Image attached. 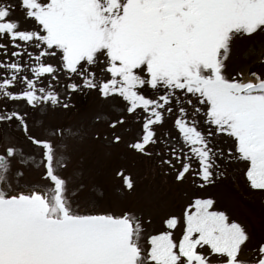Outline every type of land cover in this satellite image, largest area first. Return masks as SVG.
I'll list each match as a JSON object with an SVG mask.
<instances>
[{
  "label": "snow or ice",
  "instance_id": "6c2138e0",
  "mask_svg": "<svg viewBox=\"0 0 264 264\" xmlns=\"http://www.w3.org/2000/svg\"><path fill=\"white\" fill-rule=\"evenodd\" d=\"M81 95L91 120L65 122ZM122 143L202 193L155 234L157 191L88 207L69 173L85 146ZM241 162L264 208V0H0V264H264L210 191Z\"/></svg>",
  "mask_w": 264,
  "mask_h": 264
},
{
  "label": "rangeland",
  "instance_id": "374dc122",
  "mask_svg": "<svg viewBox=\"0 0 264 264\" xmlns=\"http://www.w3.org/2000/svg\"><path fill=\"white\" fill-rule=\"evenodd\" d=\"M21 15L19 11L15 13L16 17ZM253 61L254 58L236 56L232 66L234 68L247 66L254 70L258 69V65ZM76 104L79 111L74 110L67 117H64L65 122L77 123L82 118L91 120L92 109L94 108L91 98L81 95ZM40 119L39 114L33 115L37 129H39L38 122ZM168 127H171V122H169ZM220 143L223 144L224 141L221 140ZM227 144L230 145L231 140H227ZM244 170V163H238L235 165L229 181L219 188L210 189V191L218 197L221 205L229 210L232 217L247 224L252 233L251 243L255 246L264 239V208H262L259 198L253 199L245 194L246 177L243 175ZM120 172H124L125 176H130L133 179L137 187L136 192L129 193L122 187L123 181L119 175ZM69 173L87 185L89 190L88 207L117 209L123 204L140 203L142 193L145 190L157 191L159 206L152 209L153 224L149 228V232L153 234L164 230L161 218L165 213L172 212L179 215L182 208L190 200H194L197 195L202 194L191 180L179 186L164 180L154 168L149 167L147 161L130 151L124 143L115 148L85 146L72 159ZM30 178L39 181L40 174L33 170L30 173ZM234 187L239 188V193L234 191ZM173 235L174 238H179L181 231L179 229L174 230Z\"/></svg>",
  "mask_w": 264,
  "mask_h": 264
}]
</instances>
